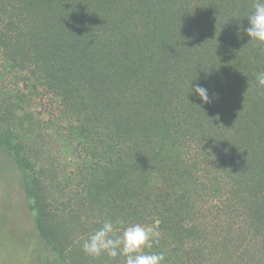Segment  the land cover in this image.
<instances>
[{
    "label": "trees",
    "instance_id": "16d2710c",
    "mask_svg": "<svg viewBox=\"0 0 264 264\" xmlns=\"http://www.w3.org/2000/svg\"><path fill=\"white\" fill-rule=\"evenodd\" d=\"M254 3L0 0V146L24 175L37 231L65 264H124L83 251L105 219L122 222L117 234L155 226L160 236L143 250L161 264H264V88L254 78L264 44L237 36ZM19 82L57 96L76 118L68 145L85 142L80 151L95 161L69 220L50 208V176L35 163L58 157L60 126L16 119ZM191 82L218 98L204 104ZM48 132L53 143L40 148Z\"/></svg>",
    "mask_w": 264,
    "mask_h": 264
},
{
    "label": "rangeland",
    "instance_id": "374dc122",
    "mask_svg": "<svg viewBox=\"0 0 264 264\" xmlns=\"http://www.w3.org/2000/svg\"><path fill=\"white\" fill-rule=\"evenodd\" d=\"M34 82L35 79H32V83ZM19 83L25 96L15 98L16 119L20 120V117L24 118L29 115L35 124H47V127L54 124L56 128L60 126V129L57 128L58 130L52 132L53 138L57 140L54 135L61 134L60 144L65 142L68 146V150L64 152L60 149V144L58 146L56 144L57 158L53 156L47 160L43 157L35 163L38 167L42 164L50 176L48 177L50 208L56 209L54 213L58 214V219L69 220L83 207L79 206L82 200L80 193H84L86 181L90 180L89 177L96 175L93 172L95 161L88 159L87 155L80 151L81 145L82 147L87 146L85 142L80 144L81 141L78 143L72 138L73 142L68 145L70 126L76 118L63 110L64 107L57 96L45 93L41 85H38V91H36L32 89L31 82H27L26 86ZM12 92L16 95L14 91ZM12 99H14L13 95ZM63 112L67 114L66 117L62 115ZM26 124L29 123L25 120ZM49 135L50 132L38 139L37 144L41 142L40 148L44 147L43 144L46 141L48 146L53 143L49 140ZM24 146H30V138ZM66 153L69 155H64ZM97 162L103 163L104 161L98 160ZM24 183V175L15 164L13 156L0 146V264H65L52 252L48 243L37 231L33 218L34 213L29 209L25 197ZM54 197L56 201L53 200ZM96 219L99 223L101 216L94 215L92 220ZM92 220L87 219L86 223L89 224L93 222ZM122 232L123 230H120V233Z\"/></svg>",
    "mask_w": 264,
    "mask_h": 264
},
{
    "label": "clouds",
    "instance_id": "9594fccd",
    "mask_svg": "<svg viewBox=\"0 0 264 264\" xmlns=\"http://www.w3.org/2000/svg\"><path fill=\"white\" fill-rule=\"evenodd\" d=\"M248 26L237 28V36L241 31L249 36L250 41L264 44V0H255L253 11L246 16ZM256 83L264 88V71L254 74ZM194 93L201 102L209 104L212 99L218 98V93L209 95L208 88L196 83H190L189 93ZM198 105V104H197ZM122 223L111 219H105L102 226L95 230L84 240L83 251L93 257L107 254L110 257L124 256V264H161L163 255L155 252H147L143 249L151 248V242L160 236L155 226H145L139 223L130 224L123 229L121 234L116 233V224Z\"/></svg>",
    "mask_w": 264,
    "mask_h": 264
}]
</instances>
